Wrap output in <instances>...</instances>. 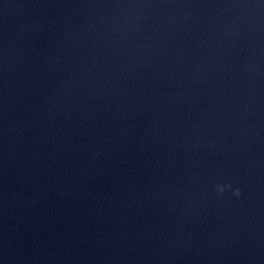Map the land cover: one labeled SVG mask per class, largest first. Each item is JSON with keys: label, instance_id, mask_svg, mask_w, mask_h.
Wrapping results in <instances>:
<instances>
[{"label": "clouds", "instance_id": "clouds-1", "mask_svg": "<svg viewBox=\"0 0 264 264\" xmlns=\"http://www.w3.org/2000/svg\"><path fill=\"white\" fill-rule=\"evenodd\" d=\"M217 193H223L224 192V188L221 187V186H217V189H216ZM233 195L236 196V197H239L241 195V189L240 188H234L233 189Z\"/></svg>", "mask_w": 264, "mask_h": 264}]
</instances>
